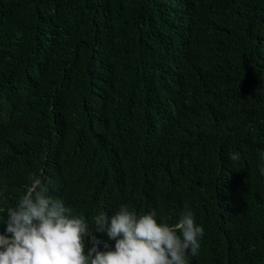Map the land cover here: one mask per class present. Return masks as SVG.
I'll return each mask as SVG.
<instances>
[{"label":"trees","instance_id":"1","mask_svg":"<svg viewBox=\"0 0 264 264\" xmlns=\"http://www.w3.org/2000/svg\"><path fill=\"white\" fill-rule=\"evenodd\" d=\"M262 167L264 0H0L3 208L35 174L89 231L191 210L187 264H264Z\"/></svg>","mask_w":264,"mask_h":264},{"label":"clouds","instance_id":"2","mask_svg":"<svg viewBox=\"0 0 264 264\" xmlns=\"http://www.w3.org/2000/svg\"><path fill=\"white\" fill-rule=\"evenodd\" d=\"M29 180L25 193L7 209L0 183V264H187L186 253L199 254L205 230L191 210L170 226L158 223L155 212L138 216L124 204L110 219L103 212L95 215V229L89 231L83 217L46 194L40 177L30 174ZM95 232H107L114 250L104 243L101 251ZM85 237L91 243L87 250Z\"/></svg>","mask_w":264,"mask_h":264}]
</instances>
